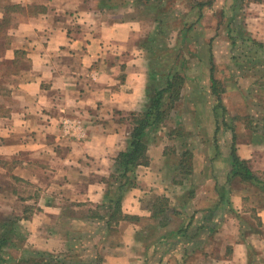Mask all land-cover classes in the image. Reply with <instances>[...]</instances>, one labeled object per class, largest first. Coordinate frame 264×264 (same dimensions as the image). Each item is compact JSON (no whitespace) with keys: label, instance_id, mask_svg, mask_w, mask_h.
<instances>
[{"label":"crops","instance_id":"obj_1","mask_svg":"<svg viewBox=\"0 0 264 264\" xmlns=\"http://www.w3.org/2000/svg\"><path fill=\"white\" fill-rule=\"evenodd\" d=\"M231 1L213 0V6L203 10L202 26L205 19L212 20L204 24L214 27L212 35L221 41L214 42V52L231 53L225 25L218 26L219 11L226 7L227 12ZM8 5L39 12L29 15L26 10L18 18L8 31L12 43L0 55V63L14 60L18 51L30 60L24 77L2 80L9 95H0V104L8 109L0 117V192L17 182L28 189L25 194L13 189L11 194L24 208L18 225L27 233L25 246L63 251L81 234L94 238L90 251H99L102 264H264V191L238 177L233 182L245 192L233 189L230 196L236 184L227 185L232 129L237 155L264 181V136L236 118L248 110L245 100L252 99L250 94L264 99V86L258 94L250 78L227 90L223 99L229 116L217 133L222 157L210 163L211 173L193 172L183 185L173 181L179 168L169 155L171 147L181 153L179 139L169 134L178 124L156 130L148 143L149 164L128 175L122 216L113 222L108 204L118 186L116 159L130 146V117L149 106L150 60L143 43L156 32V15L131 1L102 11L92 0H0V18ZM87 5L89 9H83ZM242 12L245 30L264 43V1L246 2ZM115 111L124 121L112 119ZM215 126L208 121L200 130L209 136ZM194 163L198 168V161ZM193 180H201V186L195 188ZM193 187L196 194L188 205ZM228 195L238 206L230 205ZM158 197L170 201L163 226L151 217ZM241 200L250 204L244 206ZM3 206L0 212L6 211ZM97 209L103 219L90 217L89 211ZM195 210L200 213L187 239L165 248L163 238L180 229L185 213Z\"/></svg>","mask_w":264,"mask_h":264},{"label":"trees","instance_id":"obj_2","mask_svg":"<svg viewBox=\"0 0 264 264\" xmlns=\"http://www.w3.org/2000/svg\"><path fill=\"white\" fill-rule=\"evenodd\" d=\"M130 1L135 3L137 8L151 9L156 15L157 28L156 32L150 35L143 43V46L148 51L150 60L149 75L151 79V88L149 87L148 90L149 106L143 114H133L130 117L133 126L132 140L128 149L122 152L116 159L118 173L115 176V181L118 186L115 195L110 196L111 199L108 204L110 209H113L110 216V221L113 222L118 221L122 216L120 213V205L123 197L122 194L126 189V185H128V175L139 165L149 164L147 151L151 136L156 130H159V128L165 127L166 121L170 119L173 111H177V105L181 104L188 96V94L185 95V89H187L189 85L188 82L191 81L184 73L187 71V68H190V62L183 51L180 50L181 46L178 45L174 48L166 44V40L168 39L169 41L168 36L174 31L172 28L169 29V24L172 25V23L179 18L178 14H180L181 11L180 6L184 3L189 4V13L194 15L197 14V19L194 23L192 22L190 24L184 22V24H182V29H178V34L181 35V41L184 39L185 41L183 42L186 44L188 41L185 36L193 31V27L197 23L201 22L204 8L212 7L214 4L213 0H205V2L186 0L183 1L181 5H178L176 0H169L170 3L167 2L168 0H102V3L99 2L100 4L98 5H100L99 8L104 11V8L105 10H110L116 7L126 6ZM262 1L264 0H232L230 6L228 5L229 8L227 7V12H225L226 7H224L225 10L219 11L220 21L218 25L219 28L221 24L225 25L227 36L231 42L230 62L232 68L229 67L230 77L234 83H238L236 80L237 76L241 77L243 80L251 78L254 80L253 85L259 88L264 86V43L253 38L245 30L242 10L246 2L258 3ZM165 2L167 6H163ZM158 4H161L162 9L165 8L163 9L165 13H168L163 16H158L155 10V8L159 7ZM26 10H28L27 13L29 15H36L39 13L31 8L20 5H8L5 7L4 17L0 18V40L4 39V41H0V55H2L11 44L8 31L17 24L12 22V13L20 12V14L25 15ZM1 23H4L3 28H1ZM216 38L217 35H214V37L208 40L206 45L209 53L207 60L209 84H207V88H204V91H202L211 97V102L209 103L211 106L210 118L216 124L213 134H209L208 136L206 131L202 134L203 142H208L211 145L210 149L215 152L214 156L210 159V163L212 164L217 160V157L222 155L218 144L217 133L219 131V126L226 125V118L229 116L223 99V95L227 92L228 88L224 81L216 76L217 64L215 62L213 50ZM19 57H22V59ZM28 70H30V60L26 58V53L24 51L16 52L15 59L12 61L1 62L0 95H9L8 88L2 81L5 77ZM156 78L159 79L158 82H154ZM252 89L253 87L251 90ZM201 90L202 89H200V91ZM249 96L252 98V101H249L247 97L245 100L248 110L244 115H238L236 118L242 121L245 126L254 133L264 136V99L260 101L255 98L254 94H250ZM250 106L251 108L249 109ZM7 114L8 109L6 106L0 104V117L6 116ZM115 114L121 117L119 122L124 121L120 112L115 111ZM195 115L196 114H194V116ZM232 133L233 144L228 152L230 168L227 185L231 187V185L237 184V182H233V179L240 177L242 182L249 183L264 191V181L252 172L246 160L241 159L237 155L235 148L237 136L233 129ZM169 134L182 140L184 144V150H182L180 154H176V147L169 148L170 154L169 150L168 153L166 150V155L169 154L170 156L175 155V157H178L175 165L179 168V176L181 178L180 180L173 179V181L176 184L183 185L194 172V154L191 150H188V144L185 143L186 137H189V135L191 136V134L189 133L186 135L184 127L180 125L171 129ZM104 182L107 183L105 179ZM214 182L216 187L219 186L216 178H214ZM195 194L196 190L193 187L189 190L186 204L190 205ZM170 210L169 199L167 197H158L153 204L151 217L152 219L159 220L163 226L168 221V213ZM198 213L200 212L197 210L185 213V224L177 231L163 238L165 248L168 249L173 241L180 242L187 239L188 232L194 225ZM89 215L94 219H103L98 209L90 210ZM27 217L29 216H25V218ZM21 219V216L14 219H7V217L0 215V264H102V258L97 250V244L94 245V248L97 250L95 257L84 258L82 256L78 248L81 245L83 237H78V235L72 240H69V247L63 251L27 248L25 246L27 233L18 225ZM130 219L135 220L136 218L132 217ZM98 228L97 232L100 234L101 229L99 228L98 230ZM3 230L5 231L4 233L1 232ZM86 239L89 243L94 241L91 238ZM228 250H230V248ZM252 255H255V253H252Z\"/></svg>","mask_w":264,"mask_h":264},{"label":"rangeland","instance_id":"obj_3","mask_svg":"<svg viewBox=\"0 0 264 264\" xmlns=\"http://www.w3.org/2000/svg\"><path fill=\"white\" fill-rule=\"evenodd\" d=\"M92 1L96 2L97 5L100 4L99 2L102 3V0H92ZM167 2L170 3L169 0ZM182 2H177V3L178 5H181ZM163 6H167L166 2L163 4ZM98 7H100V5H98ZM180 8H181L180 9L181 11H180V14H178L179 18L176 19L174 23H172V25L169 24V29L172 28L174 29V31H172V33H170V35L168 36L169 41L167 39L166 44H169L170 47H174V48L177 47L178 45L181 46L180 50L183 51L184 55L186 56V58H188L190 62V68H187V71L184 74L187 77H189L191 82H188L189 85L187 89H185L186 90L185 95L188 94L187 98H185L181 104L177 105V111L176 112L173 111L170 119L166 121L165 126H169V125L173 126L174 124H178L184 127V131L186 132V135L189 133L191 134V136L189 135V137L188 136L186 137L185 143L188 144V150H191L192 153L194 154L193 160L198 161V165H197L198 168L195 167V163H194V168L197 169V170L194 169V173H198L199 171L211 173L214 167L211 166L210 159L214 156L215 152L214 150L210 149L211 145L209 143H208L209 144L208 148H207V144L205 145L203 144V139H202L203 132H201L200 129L207 128L206 126H207L208 121H212V119L210 118L211 106L209 104L211 102L210 100L211 97L210 96L207 97L206 93L202 91H204V88H207V84H209L208 83L209 69L207 65L209 53H208V49L206 45H207L208 40L214 37L212 35L214 33V27H211V26L207 27L208 22H212V20L208 21L205 19L204 22L202 21L204 27L202 26L201 22L197 23L193 27V31L187 36H185V38L188 41L185 44L183 42L185 41L184 39H182L181 41V35L178 34L179 33L178 29H182L183 27L182 24H184V22H187L189 24L192 22L194 23L197 19V14L194 15L192 13H189V4L187 3L182 4ZM35 9L39 10L41 8L39 6H36ZM83 9L88 10L89 5L85 6ZM163 9L161 7V4L159 5L158 8H155L158 16H163L164 14L168 13V12L165 13V10ZM21 15L22 14H20V12L12 13V22L16 23L18 18L22 17ZM204 23H207V24H204ZM1 26H2L1 28H3L4 23H1ZM0 41H4V39ZM215 42H218L219 44L221 41L219 40L217 41L216 39ZM10 43H12V39H10ZM215 56H216L215 62L217 63L216 76L224 81L228 90L237 88V86L243 85L244 80L241 77L239 76L236 77V80L238 81V83H234V81L230 77L231 74H230L229 67L232 68V65L230 62L231 53H229L228 51L224 53L221 50H218V52H214V58ZM19 58L22 59V57H19ZM26 72L27 71H21L19 74H11L10 76L5 77V79H9L8 81L10 82L11 80L18 81L19 79H21V77H24V74ZM4 81L6 84L7 83L6 80ZM158 81L159 79L156 78L154 82H158ZM121 89L123 90L125 88L123 87ZM200 89L202 90L200 91ZM261 90L262 88L257 89L258 94L262 92ZM101 113L103 115H106L107 112L105 110H101ZM194 114L196 115L194 116ZM112 119L116 122H119L121 117L116 116V114H114ZM179 141H180L179 144H181L179 145V149L180 151H182L184 150V144L182 143V140H179ZM221 157L222 156L217 157V160L220 159ZM177 160H178V157H175V155L170 156L171 164L175 165ZM225 168H226V164H225L224 170ZM177 169L175 168L173 169V171L175 170V173H176ZM176 175H179V174H176ZM179 178L181 177L178 176V180ZM19 183L20 182H17V185L15 184L12 188H8L7 190L0 192V204L4 205L3 206L4 208H7L6 211L4 210L3 212H0V215L7 217V219H14L16 217H19L24 211L23 206L19 202H16L11 198L13 189L19 190L23 194L26 193L25 190L28 191L27 187H23L24 185L19 184ZM191 184L195 188L200 187L201 180H196V181L193 180ZM233 189H235L236 192H239L238 194L240 195L245 192V190L242 188L240 184L239 185L236 184L232 187V189L229 190L230 196L232 194L231 191ZM238 194L236 193L237 196ZM230 196L228 195L227 197L230 200L229 201L230 204L232 206H238L236 202L234 203V201L232 200V197ZM241 203H243L242 205L244 206H247L250 204V202H243L242 200H241ZM1 232L4 233L5 231L3 230ZM80 236L83 237V240L81 242V245L78 248L79 252L82 253V256L84 258L95 257L96 253L93 251H90V249H92L93 244L87 241L86 238L88 237H86V235L78 234V237ZM91 239L93 240L94 238H91ZM97 239L99 240V237ZM93 242L95 243V241ZM38 250H42V249H38Z\"/></svg>","mask_w":264,"mask_h":264}]
</instances>
